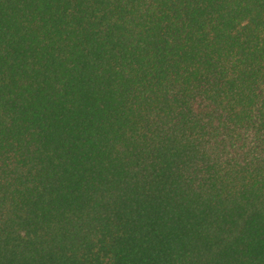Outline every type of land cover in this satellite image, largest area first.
Wrapping results in <instances>:
<instances>
[{
  "label": "trees",
  "instance_id": "obj_1",
  "mask_svg": "<svg viewBox=\"0 0 264 264\" xmlns=\"http://www.w3.org/2000/svg\"><path fill=\"white\" fill-rule=\"evenodd\" d=\"M0 264H264V0H0Z\"/></svg>",
  "mask_w": 264,
  "mask_h": 264
}]
</instances>
